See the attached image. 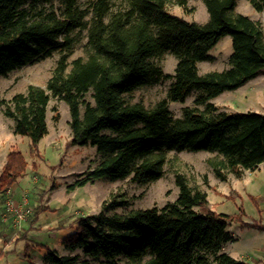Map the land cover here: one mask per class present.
Returning <instances> with one entry per match:
<instances>
[{
	"label": "trees",
	"instance_id": "16d2710c",
	"mask_svg": "<svg viewBox=\"0 0 264 264\" xmlns=\"http://www.w3.org/2000/svg\"><path fill=\"white\" fill-rule=\"evenodd\" d=\"M189 0H0V77L58 52L44 87L30 84L24 92L1 101L2 113L13 120V133L30 139L29 152L48 133L46 110L51 97L68 105L71 142L95 146L101 160L68 185L69 190L100 178H130L146 183L161 178L171 151L217 152L207 163L217 178L264 162V113L221 112L209 100L234 90L264 71V34L260 22L234 11L236 0H203L207 21H188L168 11L179 6L194 11ZM264 11V0H248ZM86 30V56L69 62L80 31ZM231 37L228 67L199 73L198 63L224 36ZM170 53L173 73H164L155 58ZM171 79L164 98L147 108L128 103L123 94L144 85ZM192 90L201 91L196 105L172 117L169 102H183ZM89 97V99H88ZM58 114L54 115L57 120ZM27 160L11 150L0 169V198L17 183ZM177 197L161 207L107 212L128 204L120 192L101 202L97 213L80 216L73 231L62 238L74 252L59 255L45 247L44 264H264L235 259L222 251L231 240L227 226L264 230L239 215L211 209L207 193L193 188L182 172H174ZM254 199V197H253ZM47 208L37 207L32 223ZM31 245L23 257L32 260ZM81 251V257L75 251ZM90 259L98 262H90Z\"/></svg>",
	"mask_w": 264,
	"mask_h": 264
},
{
	"label": "rangeland",
	"instance_id": "374dc122",
	"mask_svg": "<svg viewBox=\"0 0 264 264\" xmlns=\"http://www.w3.org/2000/svg\"><path fill=\"white\" fill-rule=\"evenodd\" d=\"M77 1L80 7H86L90 0ZM52 4L54 8L60 6L59 0H53ZM188 4L194 7L191 13H185L177 5H169L167 9L188 21L203 23L208 20L209 14L203 0H189ZM234 11L260 22L264 34V11H255L248 0H236ZM86 42V30H82L73 45L69 62L77 57L85 58ZM231 52V37L226 35L208 51L207 59L198 63L199 73L227 68ZM57 59L58 52H54L45 59L0 77V169L11 150H18L24 155L28 167L18 181L19 189L16 193L11 189L10 197L20 201L25 196L31 208V213L18 222L13 213L6 209L8 198L5 193L0 198L1 216L5 214L9 218L8 228L0 230V264H29L23 257L24 247L28 244L32 246V260L38 264H44L45 247L40 244L55 250L59 255L73 254L74 252L64 247L62 238L73 231L80 216L100 211L101 202L112 192H120L128 200V204L107 212L161 207L174 201L178 193L174 183L175 171L184 173L193 188L207 193L208 205L206 208H198L199 210L240 214L242 221L264 224V162L255 169L243 170L240 177L228 173L226 181H222L207 163L210 158L222 157L217 152L171 151L164 175L155 181L137 183L130 178H100L69 190L68 185L77 178H83L81 173L99 163L101 154L95 146L71 142L70 114L66 102L50 98L46 110L48 133L38 142L37 155L30 154V139L27 136L13 133V120L3 115L1 105V101L9 100L15 93L24 92L30 84L44 87ZM154 61L164 73H173L176 60L170 53H165ZM170 83L171 79H164L155 84L140 86L123 94V98L128 103H142L150 108L165 97ZM200 93L199 90H192L183 102H169L172 117H181L186 106L203 109L204 105L194 103ZM209 101L221 112L264 113V71L237 89L226 90ZM55 114L59 115L57 120L54 119ZM39 206L47 210L39 213L38 220L32 223L34 212ZM3 222L5 221L1 217L0 224ZM226 229L231 240L223 243L222 251L235 259L264 262V230L241 226L236 220L229 222ZM2 232L6 234L4 237ZM3 242L6 243L5 246ZM75 253L84 257L79 250ZM90 262L98 261L90 259ZM121 263L129 264L122 258Z\"/></svg>",
	"mask_w": 264,
	"mask_h": 264
},
{
	"label": "built area",
	"instance_id": "2783aa9c",
	"mask_svg": "<svg viewBox=\"0 0 264 264\" xmlns=\"http://www.w3.org/2000/svg\"><path fill=\"white\" fill-rule=\"evenodd\" d=\"M4 193L8 198L6 201V209L8 212L13 213L16 221L19 222L23 220L31 213V208L28 205V200L25 196L22 197V200L18 201L10 197V194L12 193L10 188H8Z\"/></svg>",
	"mask_w": 264,
	"mask_h": 264
},
{
	"label": "crops",
	"instance_id": "0c3cea01",
	"mask_svg": "<svg viewBox=\"0 0 264 264\" xmlns=\"http://www.w3.org/2000/svg\"><path fill=\"white\" fill-rule=\"evenodd\" d=\"M33 163H35V162H33ZM27 167H28V165H27ZM27 169V168H26ZM25 173V172H24ZM23 176V175H22ZM22 176L20 177V178H22ZM20 178L18 179V181L20 180ZM18 181H17V183L16 184H14L10 189H12L13 190V192L14 193H16V191H17V189H19V187H18ZM22 197V196H21ZM20 200V199H19ZM5 216V217H4ZM1 217H2V220H4L5 222H3L2 224H0V230H2V229H4V228H8L7 227V225L9 224L8 223V219L9 218H7V216L5 215V214H3L2 216H1V213H0V222H1ZM11 220V219H10ZM38 220V219H37ZM36 220V221H37ZM5 223H7V224H5ZM3 233V232H2ZM6 234L5 233H3L2 234V237H4ZM6 245V243H4L3 242V246H5ZM1 252H2V250H1Z\"/></svg>",
	"mask_w": 264,
	"mask_h": 264
}]
</instances>
